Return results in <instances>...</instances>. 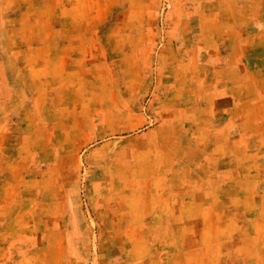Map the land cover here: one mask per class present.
<instances>
[{"label":"crops","instance_id":"crops-1","mask_svg":"<svg viewBox=\"0 0 264 264\" xmlns=\"http://www.w3.org/2000/svg\"><path fill=\"white\" fill-rule=\"evenodd\" d=\"M49 1L48 16L56 18L31 29V40L23 39L17 21L9 50L8 25H0V36L6 34L0 55V264H23L10 263L16 257L41 264V253L48 257L45 264H70L65 247L70 201L48 188L49 168L32 167L31 129L51 126L42 113L66 104L73 69L79 66L88 79L89 64L98 74L111 62L103 51L93 58V48L107 44L106 21L120 0H62L60 10L56 0ZM128 1L132 12L147 17L126 30L141 37L129 47L144 54L155 47L158 55L148 99L158 126H148L145 136L161 135L152 139L144 175L151 191L175 195L140 223L185 222L181 187L188 176L214 177L209 207L255 209L249 221L239 222L264 223V0ZM16 15L20 20L23 12ZM70 16L77 23L67 22ZM162 252L180 253L157 255ZM127 256L123 264L163 263L161 258L154 263L152 251H127Z\"/></svg>","mask_w":264,"mask_h":264},{"label":"rangeland","instance_id":"rangeland-1","mask_svg":"<svg viewBox=\"0 0 264 264\" xmlns=\"http://www.w3.org/2000/svg\"><path fill=\"white\" fill-rule=\"evenodd\" d=\"M3 2L7 5L0 8V25H8L9 50L17 39V21L22 25L23 39L31 40L35 38L31 29L56 18L48 16L49 0ZM62 2L56 0L57 10ZM129 4L128 0L119 1L106 21L107 44L100 51L93 48V58L103 51L111 62L98 74L96 65L89 64L92 71L88 79L81 77L79 66L73 69V76L66 81V104L61 98L63 103L55 105V112L42 113L51 126L31 129L32 167L38 172L40 167L49 168L48 188L55 191L57 199L70 201L65 240L70 264H112L113 258L123 264L127 251H152L154 263L161 258L162 264H167L165 258L172 259L169 264H264V223L239 222L249 221L255 209L230 212L223 206L209 207L213 193L208 187L214 184V177L185 178L181 187L185 222L140 223L151 215L152 208L159 212L175 195L151 191L149 177L144 175L152 139L161 135L155 131L145 136L148 126H158L148 108L150 89L159 72L158 55L155 47L146 54L143 49L129 47L130 42L141 43V37L126 30L147 22V17L132 12ZM17 12H23L20 20ZM67 22L77 23L71 16ZM5 35L0 36V55L5 54ZM243 210L245 214H241ZM129 219H135L136 224ZM129 228L132 231L128 232ZM157 251L180 253L162 252L160 257ZM47 258L41 253L38 262L45 264ZM12 262L31 263L21 261V257Z\"/></svg>","mask_w":264,"mask_h":264}]
</instances>
